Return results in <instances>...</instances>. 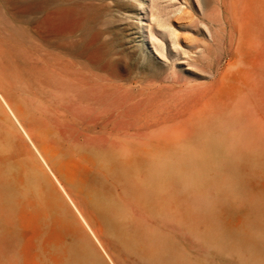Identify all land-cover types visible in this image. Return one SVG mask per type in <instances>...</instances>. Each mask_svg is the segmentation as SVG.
I'll return each mask as SVG.
<instances>
[{
    "label": "rangeland",
    "instance_id": "1",
    "mask_svg": "<svg viewBox=\"0 0 264 264\" xmlns=\"http://www.w3.org/2000/svg\"><path fill=\"white\" fill-rule=\"evenodd\" d=\"M0 264H264V0H0Z\"/></svg>",
    "mask_w": 264,
    "mask_h": 264
},
{
    "label": "bare ground",
    "instance_id": "2",
    "mask_svg": "<svg viewBox=\"0 0 264 264\" xmlns=\"http://www.w3.org/2000/svg\"><path fill=\"white\" fill-rule=\"evenodd\" d=\"M144 5H145V3H144ZM151 19L153 20V19H154V16H152ZM151 22H152V21H151ZM168 30H169V29H168ZM170 34H172V33H170ZM169 37H170V36H169ZM153 43H154V42H153ZM219 53H220V52H219Z\"/></svg>",
    "mask_w": 264,
    "mask_h": 264
}]
</instances>
